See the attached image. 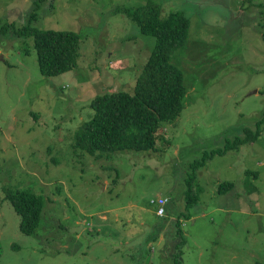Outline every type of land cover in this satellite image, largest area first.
<instances>
[{
  "label": "rangeland",
  "instance_id": "obj_1",
  "mask_svg": "<svg viewBox=\"0 0 264 264\" xmlns=\"http://www.w3.org/2000/svg\"><path fill=\"white\" fill-rule=\"evenodd\" d=\"M148 1L190 20L171 58L183 109L155 151H76L94 95L134 89L155 38L130 13ZM36 2V27L78 34L71 71L42 76L32 39L15 34ZM1 23L0 264H264V123L216 153L264 112V0H0ZM14 190L41 195L31 235L6 197Z\"/></svg>",
  "mask_w": 264,
  "mask_h": 264
},
{
  "label": "trees",
  "instance_id": "obj_2",
  "mask_svg": "<svg viewBox=\"0 0 264 264\" xmlns=\"http://www.w3.org/2000/svg\"><path fill=\"white\" fill-rule=\"evenodd\" d=\"M37 10L38 2L27 23L17 28L15 34L32 39L42 76L54 77L71 71L77 65L78 34L71 30L36 27L33 22ZM130 16L143 34L155 38V44L136 78L132 92L104 91L91 99L89 107L92 112L73 133L72 147L92 157L101 158L116 151H155L158 149V139L163 136L166 140L160 129L165 123L174 122L183 109L187 87L182 71L172 64L171 58L187 40L189 18L181 11H171L162 16L161 8L149 1L138 6ZM7 28V23L0 24V31ZM263 123L264 112L256 123V130H246L243 138L227 141L216 153L225 154L244 142L255 140ZM193 165L198 168L204 165V160L196 161ZM195 174L197 176L196 171ZM194 176H191L190 183ZM232 187V182L221 183L218 191H227ZM7 193L6 197L20 217V231L26 235L33 234L42 210L41 195L29 190ZM188 195H191V188ZM195 200L196 197H189L188 205Z\"/></svg>",
  "mask_w": 264,
  "mask_h": 264
},
{
  "label": "built area",
  "instance_id": "obj_3",
  "mask_svg": "<svg viewBox=\"0 0 264 264\" xmlns=\"http://www.w3.org/2000/svg\"><path fill=\"white\" fill-rule=\"evenodd\" d=\"M151 203L157 204V210H156V214L158 216H165L166 214V208L165 206L168 203V199L167 197H158L156 199H151L150 200Z\"/></svg>",
  "mask_w": 264,
  "mask_h": 264
},
{
  "label": "crops",
  "instance_id": "obj_4",
  "mask_svg": "<svg viewBox=\"0 0 264 264\" xmlns=\"http://www.w3.org/2000/svg\"><path fill=\"white\" fill-rule=\"evenodd\" d=\"M157 215V214H156ZM166 215V214H165ZM160 217V216H159ZM164 217V216H163ZM101 226H103V223L101 224Z\"/></svg>",
  "mask_w": 264,
  "mask_h": 264
}]
</instances>
